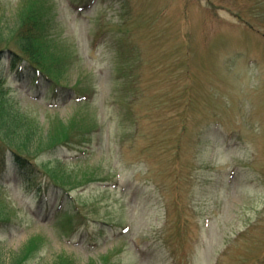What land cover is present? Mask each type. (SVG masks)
Segmentation results:
<instances>
[{"label":"rangeland","instance_id":"obj_1","mask_svg":"<svg viewBox=\"0 0 264 264\" xmlns=\"http://www.w3.org/2000/svg\"><path fill=\"white\" fill-rule=\"evenodd\" d=\"M35 8L64 87L0 94L72 141L32 158L43 207L0 177V263L264 264V0H0V49Z\"/></svg>","mask_w":264,"mask_h":264},{"label":"trees","instance_id":"obj_2","mask_svg":"<svg viewBox=\"0 0 264 264\" xmlns=\"http://www.w3.org/2000/svg\"><path fill=\"white\" fill-rule=\"evenodd\" d=\"M22 26L24 30H20L17 34L18 46L21 48V52L25 57H19V54L11 50L10 53L5 52V49H0V65L6 66L9 69V73L12 75L13 80L17 83H25L26 88L35 90L34 93L38 95L39 87H45L44 84L49 85L52 83L53 91L56 93L59 88L64 86L54 80L53 72L48 66H44L45 54V42L47 40V25L42 22L38 14V10L35 8L31 12L23 13L21 16ZM42 27L45 31L44 49H40L37 46V41L40 38L38 28ZM9 49V48H8ZM27 57V58H26ZM7 59V60H6ZM33 59V60H32ZM24 79V80H23ZM1 95V94H0ZM6 102L4 97L0 96V175L5 174L7 171L16 170L19 172L17 177L25 184L31 185L34 188L37 197L43 198V195L39 194V191L35 187L39 184H35L32 179L34 170L36 171V164L32 160L35 152L47 149H57L65 145H69V135L65 130H59L58 133L47 132V134H41L37 129L29 126L27 120H21L11 110L5 108ZM182 131L186 129V124L182 123ZM212 129V127H209ZM216 134L214 140L219 137L218 131L214 129ZM40 134V135H39ZM84 139L83 136H81ZM68 141V142H65ZM199 142L201 139L198 140ZM75 143V142H74ZM78 142L77 144H80ZM83 143V142H82ZM85 143V140H84ZM208 155V161L212 160V151L216 146V142H212ZM208 163V162H207ZM236 174V173H235ZM207 192L206 189L199 193ZM49 194V192H48ZM48 196V195H47ZM23 255H19L18 258L13 259L7 264H20L24 260ZM1 264V263H0ZM216 264V263H215Z\"/></svg>","mask_w":264,"mask_h":264}]
</instances>
